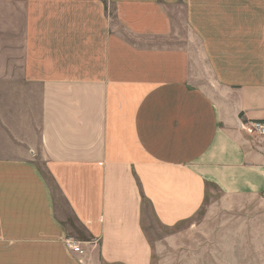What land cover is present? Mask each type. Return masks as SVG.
<instances>
[{"label":"crops","instance_id":"0c3cea01","mask_svg":"<svg viewBox=\"0 0 264 264\" xmlns=\"http://www.w3.org/2000/svg\"><path fill=\"white\" fill-rule=\"evenodd\" d=\"M259 121L264 0H0V264H153L147 210L264 200Z\"/></svg>","mask_w":264,"mask_h":264},{"label":"rangeland","instance_id":"374dc122","mask_svg":"<svg viewBox=\"0 0 264 264\" xmlns=\"http://www.w3.org/2000/svg\"><path fill=\"white\" fill-rule=\"evenodd\" d=\"M47 179L57 217L71 239L81 240V228L53 181ZM212 199L192 221L176 229L161 226L147 210L144 222L155 249L153 264H264V200L241 201L245 209L224 200L217 190Z\"/></svg>","mask_w":264,"mask_h":264},{"label":"built area","instance_id":"2783aa9c","mask_svg":"<svg viewBox=\"0 0 264 264\" xmlns=\"http://www.w3.org/2000/svg\"><path fill=\"white\" fill-rule=\"evenodd\" d=\"M250 132H254L261 137H264V121L254 122L249 126ZM68 249L75 254L80 256L85 255L84 249H82L81 244L73 239H68L66 243Z\"/></svg>","mask_w":264,"mask_h":264}]
</instances>
